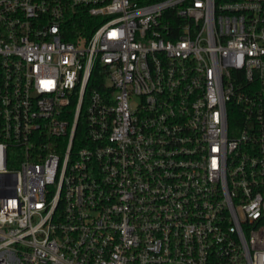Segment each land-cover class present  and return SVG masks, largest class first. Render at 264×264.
Listing matches in <instances>:
<instances>
[{
	"label": "built area",
	"instance_id": "obj_1",
	"mask_svg": "<svg viewBox=\"0 0 264 264\" xmlns=\"http://www.w3.org/2000/svg\"><path fill=\"white\" fill-rule=\"evenodd\" d=\"M0 264H264V0H0Z\"/></svg>",
	"mask_w": 264,
	"mask_h": 264
},
{
	"label": "trees",
	"instance_id": "obj_2",
	"mask_svg": "<svg viewBox=\"0 0 264 264\" xmlns=\"http://www.w3.org/2000/svg\"><path fill=\"white\" fill-rule=\"evenodd\" d=\"M131 1L134 3L140 4V5H143V4L152 3V2H155L158 0H131ZM215 1L217 4H220V3L232 2L235 0H215ZM168 19H169L168 20L169 28L175 29V31L177 30L179 32V29L181 28V20H179L177 17L173 16L172 14H169ZM74 20H78L81 22L84 21V27L88 26V24H89V17H87L86 15H84V17H79V18L73 17V21ZM73 24H75V22ZM91 30L92 29H90V30L88 29V31L84 32V34H83L84 38L89 37V35L91 34ZM72 34H73V32H70V36H68L69 39H72L74 37V35H72ZM102 76H103L102 68L95 65L92 69V72H91V77H90L89 83H88V89H91L92 87H97V89H100L101 82H102L101 80L103 79V78L101 79ZM230 122H231V125H232V123L234 124V122H236V125H238L239 122L241 123V118H240L239 112L236 111L235 109L232 110V113L230 116ZM10 168H12V167L10 166Z\"/></svg>",
	"mask_w": 264,
	"mask_h": 264
}]
</instances>
